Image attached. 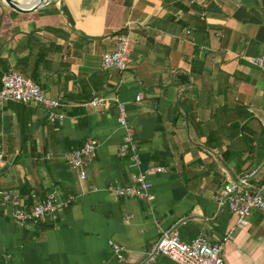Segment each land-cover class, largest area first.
<instances>
[{
    "label": "crops",
    "instance_id": "obj_1",
    "mask_svg": "<svg viewBox=\"0 0 264 264\" xmlns=\"http://www.w3.org/2000/svg\"><path fill=\"white\" fill-rule=\"evenodd\" d=\"M119 35L130 39L127 69L102 70ZM262 56L264 0H52L30 14L0 2V88L17 72L60 99L66 116L52 126L37 106L0 109V189L24 201L77 196L52 228L36 230L14 224L0 200V264H176L151 258L168 230L184 242L232 231L225 264H264V215L237 227L221 200L232 179L264 177V73L247 62ZM96 96L126 105L141 168H167L148 177L150 203L107 191L139 171L118 158L112 103L83 106ZM90 139L97 156L81 180L65 155ZM110 242L126 249L123 261Z\"/></svg>",
    "mask_w": 264,
    "mask_h": 264
},
{
    "label": "built area",
    "instance_id": "obj_2",
    "mask_svg": "<svg viewBox=\"0 0 264 264\" xmlns=\"http://www.w3.org/2000/svg\"><path fill=\"white\" fill-rule=\"evenodd\" d=\"M129 48V36L119 35L115 51L102 56L101 69H115L124 72L129 63ZM247 62L250 66L264 73V56L250 58ZM143 97V94L139 93L136 100L141 101ZM8 103L43 108L47 112V121L52 126L62 125L66 119L65 114L60 112L62 107L60 99L46 96L39 85L17 72L5 73L1 78L0 109H3ZM109 103H112L117 110V122L123 132L118 158L129 162V170L138 168L139 172L129 171L130 183L128 185L110 186L107 191L119 198L150 203L152 200L150 194L152 184L148 177L152 173H167L168 170L166 167L148 168L146 170L141 168L142 163L135 129L129 121L126 105L120 102L117 97L109 99L96 96L83 106L103 109ZM97 151V142L90 139L81 148L67 153L65 161L70 168L80 172L81 180H85V168L94 161ZM3 158V153L0 151V162ZM255 177V173H250L237 180L232 179L225 184L221 192V200L228 206L230 212L237 217V227L247 226L248 217L254 210L264 215V177L258 185L254 184ZM0 200L10 208L14 224L32 230L38 223L45 221L48 217L57 221L59 216L77 201V196L73 194L63 196L52 191L41 197L33 192L29 195V200L24 201L17 191L0 189ZM231 236L232 231L222 239L216 236L209 237L202 233L192 242H184L178 232L174 230L164 231L151 258L155 255H162L176 264H225L224 245ZM109 245L117 259L123 261L126 249L114 242H110Z\"/></svg>",
    "mask_w": 264,
    "mask_h": 264
},
{
    "label": "water",
    "instance_id": "obj_3",
    "mask_svg": "<svg viewBox=\"0 0 264 264\" xmlns=\"http://www.w3.org/2000/svg\"><path fill=\"white\" fill-rule=\"evenodd\" d=\"M52 0H41L38 4L32 7H24L20 5L16 0H0V2L6 7L20 14H30L44 8Z\"/></svg>",
    "mask_w": 264,
    "mask_h": 264
},
{
    "label": "trees",
    "instance_id": "obj_4",
    "mask_svg": "<svg viewBox=\"0 0 264 264\" xmlns=\"http://www.w3.org/2000/svg\"><path fill=\"white\" fill-rule=\"evenodd\" d=\"M55 222H57V221H54L52 218H50V217H48V218H46V220L45 221H42V222H40V223H38L36 226H35V229L34 230H36L37 228H39V227H42V225H47L48 227H46V228H52L53 226H54V223ZM23 229H25V228H23ZM37 232H35V233H33V235L32 236H37ZM2 264H6L5 262H2Z\"/></svg>",
    "mask_w": 264,
    "mask_h": 264
},
{
    "label": "bare ground",
    "instance_id": "obj_5",
    "mask_svg": "<svg viewBox=\"0 0 264 264\" xmlns=\"http://www.w3.org/2000/svg\"><path fill=\"white\" fill-rule=\"evenodd\" d=\"M20 5L24 7H32L38 4L41 0H16Z\"/></svg>",
    "mask_w": 264,
    "mask_h": 264
}]
</instances>
